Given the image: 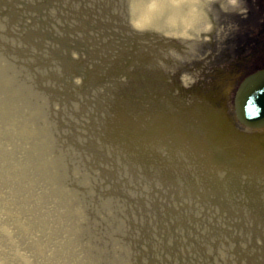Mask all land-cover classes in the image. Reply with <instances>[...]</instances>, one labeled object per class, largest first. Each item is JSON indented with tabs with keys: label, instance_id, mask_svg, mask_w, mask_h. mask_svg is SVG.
Segmentation results:
<instances>
[{
	"label": "bare ground",
	"instance_id": "obj_1",
	"mask_svg": "<svg viewBox=\"0 0 264 264\" xmlns=\"http://www.w3.org/2000/svg\"><path fill=\"white\" fill-rule=\"evenodd\" d=\"M78 2L75 5L74 0H53L56 17L47 12L41 20L45 23L43 33L46 31L51 38L57 36L60 44H66L71 39L88 40L90 35L82 30L85 27L96 32L93 34L99 46L118 39L120 45L128 49L127 43L131 40L154 36L153 29H157L161 47L156 55L160 62L156 69L163 72L152 71L155 65L150 55L153 54L146 52L137 62L146 74L132 76L129 82L123 77L119 79V83L126 86V98L118 97L120 104L116 109L140 120L135 123L143 122V115L145 119L148 114L158 113L157 117L170 123L180 122L184 133L196 131L208 136L213 131L223 132L245 178L240 172L235 173L217 189L224 194L214 195L216 200L207 202L211 190H194L188 192L193 200H176L175 204H184L185 208L164 210V207L145 204L140 198L107 193L105 188L98 191L85 186L83 192L88 198L77 192L76 198L72 194L74 200L58 190L46 191L42 183L45 191L37 192L40 182L29 180V168L20 167L16 171L10 165L13 162L0 159V264H264V146H257L262 149L260 152L255 148L258 142L264 144V128L246 127L225 106L198 95L188 98L177 88L181 80L187 78L189 66L209 58L218 45L224 31L225 12L237 0ZM53 24L64 28L63 36L51 30ZM166 76L171 83H167ZM80 81L76 79L75 84ZM167 86L176 88L177 95L168 92ZM152 90L162 93L164 103L143 108L130 101L135 95L151 101ZM167 97L171 104L166 102ZM207 139L210 140V136ZM254 153L257 159L252 158V162L248 158ZM177 187L183 189L184 186ZM94 197L99 200V206ZM43 199L44 203L53 200L56 206H61L62 215L47 210ZM111 203L113 209L106 208ZM92 206L95 212L106 214L109 211L112 219L104 215L94 220ZM87 209L89 217L82 216ZM105 220L109 221L107 228L94 229V222L104 227ZM111 236L121 237L118 252L125 245L128 252L115 257L116 251L107 249L111 241H116L110 240Z\"/></svg>",
	"mask_w": 264,
	"mask_h": 264
},
{
	"label": "rangeland",
	"instance_id": "obj_2",
	"mask_svg": "<svg viewBox=\"0 0 264 264\" xmlns=\"http://www.w3.org/2000/svg\"><path fill=\"white\" fill-rule=\"evenodd\" d=\"M74 2L79 4L78 0ZM234 8L235 4L229 10ZM47 12L56 14L53 0H0V159L13 162L10 165L16 171L20 167L29 168V180L40 182L37 192L45 191L42 183L46 191L67 193L72 200L78 197L77 192L88 198L83 189L90 186L98 191L105 188L107 193L140 198L145 204L166 210L185 208L186 205L175 202L193 200L189 191L211 190L207 202L216 200L214 195L224 194L217 189L240 167L222 163L221 157H216L214 145L231 147L223 132L213 131L208 136L204 132L184 133L180 122L170 123L157 117L158 113L148 114L145 119L143 113V122L135 123L140 120L116 109L120 104L118 97L126 98V86L119 79L123 77L129 82L132 76H144L145 69L137 62L146 52L153 54L152 71L163 72L156 69L160 63L156 55L161 47L157 29H153L154 36L131 40L128 49L118 39L99 46L93 34L96 32L85 27L82 30L90 35L88 40L71 39L60 44L57 36L51 38L42 31L45 23L41 20ZM51 30L60 37L65 31L54 24ZM211 54L210 59L189 66L187 78L177 85L188 98L197 95L195 87L219 99L229 92L223 74L216 72L215 66L210 67L214 52ZM166 77L167 83H171ZM78 78L81 81L75 84ZM171 87L166 90L177 95L176 88ZM149 96L151 101L138 95L130 101L143 108L164 103L159 91L152 90ZM166 102L172 101L167 97ZM219 105L225 106L224 102ZM209 136L213 141L205 139ZM257 146L264 144L256 143V151L260 152L262 149ZM183 160L187 163L176 162ZM170 161L175 164L169 165ZM179 184L183 189L177 187ZM51 201L44 203L43 199L42 203L52 214L61 216L63 208ZM94 201L99 206V200L94 197ZM112 206L111 203L106 208ZM94 210L92 206L91 218L96 221L104 215L111 218L109 211L103 214ZM87 212L88 209L81 215L89 217ZM108 223L105 220L103 227L94 222V229H105ZM111 239L116 241H111L107 249L116 251L115 257L128 252L126 245L118 252L121 237Z\"/></svg>",
	"mask_w": 264,
	"mask_h": 264
},
{
	"label": "flooded vegetation",
	"instance_id": "obj_3",
	"mask_svg": "<svg viewBox=\"0 0 264 264\" xmlns=\"http://www.w3.org/2000/svg\"><path fill=\"white\" fill-rule=\"evenodd\" d=\"M228 13L210 67L225 76L231 103L243 80L264 69V0H238L237 8Z\"/></svg>",
	"mask_w": 264,
	"mask_h": 264
},
{
	"label": "water",
	"instance_id": "obj_4",
	"mask_svg": "<svg viewBox=\"0 0 264 264\" xmlns=\"http://www.w3.org/2000/svg\"><path fill=\"white\" fill-rule=\"evenodd\" d=\"M236 113L248 127H264V70L249 76L237 93Z\"/></svg>",
	"mask_w": 264,
	"mask_h": 264
}]
</instances>
